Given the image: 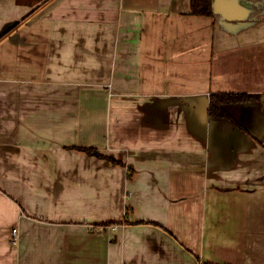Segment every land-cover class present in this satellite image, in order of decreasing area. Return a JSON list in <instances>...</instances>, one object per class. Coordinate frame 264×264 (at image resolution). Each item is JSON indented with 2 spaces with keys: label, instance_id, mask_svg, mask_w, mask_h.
<instances>
[{
  "label": "crops",
  "instance_id": "0c3cea01",
  "mask_svg": "<svg viewBox=\"0 0 264 264\" xmlns=\"http://www.w3.org/2000/svg\"><path fill=\"white\" fill-rule=\"evenodd\" d=\"M192 1L0 0V264H264V0Z\"/></svg>",
  "mask_w": 264,
  "mask_h": 264
},
{
  "label": "trees",
  "instance_id": "16d2710c",
  "mask_svg": "<svg viewBox=\"0 0 264 264\" xmlns=\"http://www.w3.org/2000/svg\"><path fill=\"white\" fill-rule=\"evenodd\" d=\"M192 12L194 15L198 16H213L214 14V0H193ZM260 95H248V94H228V93H216L211 95L209 115L214 118L219 119H230V115L226 112L225 106L231 104H243L253 101L260 100ZM85 151L91 156H95L100 159H106L113 163H121L114 158L103 155L98 150L93 148H79ZM108 225V224H103Z\"/></svg>",
  "mask_w": 264,
  "mask_h": 264
},
{
  "label": "built area",
  "instance_id": "2783aa9c",
  "mask_svg": "<svg viewBox=\"0 0 264 264\" xmlns=\"http://www.w3.org/2000/svg\"><path fill=\"white\" fill-rule=\"evenodd\" d=\"M16 233V232H15Z\"/></svg>",
  "mask_w": 264,
  "mask_h": 264
}]
</instances>
